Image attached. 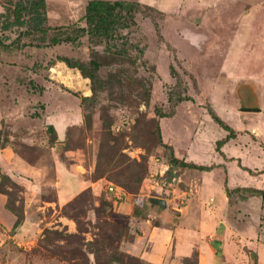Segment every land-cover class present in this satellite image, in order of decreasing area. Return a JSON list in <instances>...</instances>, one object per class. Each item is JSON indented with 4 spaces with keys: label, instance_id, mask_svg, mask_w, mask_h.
Here are the masks:
<instances>
[{
    "label": "rangeland",
    "instance_id": "1",
    "mask_svg": "<svg viewBox=\"0 0 264 264\" xmlns=\"http://www.w3.org/2000/svg\"><path fill=\"white\" fill-rule=\"evenodd\" d=\"M66 1L46 0L47 27L55 30L20 37L25 29L15 28L6 33L7 43L20 41L0 51V180L7 175L3 189L24 207L22 233L0 208V264H96L89 244L124 233L110 212L122 215L124 204L141 210L149 197L169 202L164 218L152 224L173 228L171 262L199 264L194 253L206 219L211 229L203 236L221 264H264V201L235 192L264 190V39L253 29L252 0H100L153 9H146L150 16L138 14L137 27L123 32L145 49L136 65L113 55L105 42L93 46L87 38L78 47H37L45 37L47 43L86 27L85 8L93 0ZM132 53L134 58L137 51ZM63 59L87 65L96 59L98 81ZM156 108L174 115L158 119ZM211 110L235 133L220 153L217 142L228 132L213 121ZM157 123L176 158L213 170L172 166L170 151L158 142ZM10 157L22 163V169L12 164L18 173L4 167ZM122 163L133 165L137 175L145 172L136 194L109 178L111 173L125 179L118 171L125 166L112 169ZM111 184L131 198L124 202L121 193L117 199L108 191ZM225 184L234 191L230 197ZM85 190L89 194L79 197ZM0 198L4 203L6 197ZM191 199L200 201L198 219L186 221L184 229L179 220ZM183 229L185 234L177 233ZM127 235L115 247L125 251Z\"/></svg>",
    "mask_w": 264,
    "mask_h": 264
},
{
    "label": "trees",
    "instance_id": "2",
    "mask_svg": "<svg viewBox=\"0 0 264 264\" xmlns=\"http://www.w3.org/2000/svg\"><path fill=\"white\" fill-rule=\"evenodd\" d=\"M0 6L3 8V12H0V51H10L13 48L15 42H19L20 39L15 40L14 42L7 43L9 40L6 35L7 32H11L13 29H25L20 33V37H30L35 35L45 36L48 31L55 29L47 27L48 23V13H47V4L46 0H0ZM153 11L151 7H144L141 3L138 2H122V1H100L93 0L88 2L85 8V24L84 28L72 29L71 32L67 35H56L48 39L47 43L43 38V42L38 43L37 47H54L61 44H71L74 47L80 46L81 39L87 38V41L90 45H97L100 42H105L107 44L108 50L116 56L131 58L132 65H136L144 55V48H141L138 45H133L130 41L123 35L124 31H129L137 27L136 16L138 14L146 13L148 16L151 14L149 11ZM19 37V38H20ZM133 50H136L137 53L133 56ZM68 67L77 69L80 71L86 78H89L94 83L98 81L97 72L100 70L101 65L96 59L90 61L89 65L81 63L79 61H72L70 59L62 60ZM91 67V68H90ZM171 76L174 79H177L178 85L180 80L178 79V74L174 69H171ZM173 100L172 98L170 99ZM181 102L177 100L173 103V106H177V103ZM156 116L158 119L171 118L174 113L166 114L162 110L156 108ZM209 115L213 121L224 131L228 132V136L225 140L217 142L216 150L220 153L221 148L229 141L234 139L235 133L234 130L228 126L224 121L215 115L211 110ZM51 133H55L53 126H49L48 129ZM156 135L158 137V142L161 146H164L170 151V162L172 166L175 167H185L189 169L198 170L201 172H211L214 166H204L197 165L195 163H185L184 161L179 160L174 156L173 150L170 146H167L163 143L161 139V130L160 126L157 123L156 125ZM148 157H143V162L146 164ZM139 165V164H136ZM125 166L123 169H119L121 174L125 177L123 181L116 179V175L110 173L109 178L117 182L119 187L124 189L129 194H136L142 185V182L145 178V172L141 175L134 173L133 165H117L112 169L117 170ZM147 171V167H144ZM110 171V170H109ZM113 172V171H112ZM169 175H172V169L168 172ZM4 181H10L7 175H1L0 180V194L6 197V209L12 213L15 218L14 230L20 227L24 222V207L17 206L11 201V195L9 191L3 189ZM12 189L17 188L14 183L10 182ZM225 192L228 197H230L234 191H232L227 184H225ZM235 192L247 193L250 196L261 197L264 201V190L259 189H239ZM89 194V190L83 191L79 197H85ZM148 202V199H147ZM149 204V203H148ZM147 203L142 207V209L135 208V215L140 217H145L147 215ZM109 207H112L107 203ZM150 206V204H149ZM111 216L117 217L121 226L124 229V233L117 234L112 233L110 235H103L96 238L89 245L93 248L95 254L96 264H150L145 260L130 255L125 251H122L119 247H115V243L118 238L126 236L129 232V216L118 215L112 210L110 212ZM194 257L199 259V250L195 251Z\"/></svg>",
    "mask_w": 264,
    "mask_h": 264
},
{
    "label": "crops",
    "instance_id": "3",
    "mask_svg": "<svg viewBox=\"0 0 264 264\" xmlns=\"http://www.w3.org/2000/svg\"><path fill=\"white\" fill-rule=\"evenodd\" d=\"M66 2H71V0H67ZM251 5H252V15H253V29L255 27V32H257L259 38L264 39V0H252ZM15 161L17 162V160L13 159V157H10L8 160L3 161L4 167H7L11 169L13 172L18 173V170L15 169L16 167L12 168L13 166L12 164ZM17 164L21 167V169L23 168V165H21L22 163L17 162L15 163V166H17ZM10 175L12 177H16L14 174H10ZM0 197L4 198V195L0 194ZM123 197L125 198L124 202L126 201V199L131 198V196L125 192H123ZM199 202L196 199H191L187 202V206L184 207L185 215H182V218L179 220L180 223H184L183 228L185 227V223L198 219V211L196 209V204L197 205L199 204L200 207ZM0 203H1L0 208H2V206L4 205V208L6 209V198H4V203L2 201V198H0ZM169 207H170L169 202H167V209L164 212L160 213L158 212V208L149 206L146 211L147 215L145 217H140L135 215L136 207H134L132 204H124L122 207V211L120 212L123 215L129 216V232L127 235L126 242L123 243L124 244L123 250H125V252H127L128 254L139 257L150 264H175V261L171 262L170 259L172 258V252H174L175 251L174 249L176 248V246L174 248L173 245L174 243H172V237L174 235L173 228H168L165 225L155 226L152 224L155 220L159 218H164V216L168 212ZM10 214L15 218V216L12 213ZM206 216L207 215L204 214V218H206ZM15 221L13 223V226L15 224ZM176 221H178V219H176ZM176 221L174 218L172 219L173 223H175ZM207 224L208 223L206 222L205 219V222L202 223L198 228L199 232H201L198 234H202L200 239L201 242H199V247H198L199 264H221L217 260V250L215 249L214 246H212L209 243V239L203 236L205 232L211 229V227L209 229ZM213 224L210 223L211 226ZM174 226L176 225L173 224V227ZM23 229L24 227L20 226L19 228H17V231H20L22 233ZM184 229H183V233L182 232H177V233L185 234ZM186 229L187 230L189 229L188 225ZM20 235L21 234H19V237L21 238ZM217 238L222 241L220 237ZM178 247L183 249L180 243H178Z\"/></svg>",
    "mask_w": 264,
    "mask_h": 264
},
{
    "label": "water",
    "instance_id": "4",
    "mask_svg": "<svg viewBox=\"0 0 264 264\" xmlns=\"http://www.w3.org/2000/svg\"><path fill=\"white\" fill-rule=\"evenodd\" d=\"M247 111H249V110L247 109ZM148 203L150 204V206L158 208V212H160V213L164 212L167 209V201L165 199H162V198L149 197ZM175 221H176V219H175ZM251 261L252 262L254 261V255L251 256Z\"/></svg>",
    "mask_w": 264,
    "mask_h": 264
},
{
    "label": "built area",
    "instance_id": "5",
    "mask_svg": "<svg viewBox=\"0 0 264 264\" xmlns=\"http://www.w3.org/2000/svg\"><path fill=\"white\" fill-rule=\"evenodd\" d=\"M108 191L113 193L117 199H121V193L123 194L124 192L121 188H118L117 186H113L112 184L108 187Z\"/></svg>",
    "mask_w": 264,
    "mask_h": 264
}]
</instances>
